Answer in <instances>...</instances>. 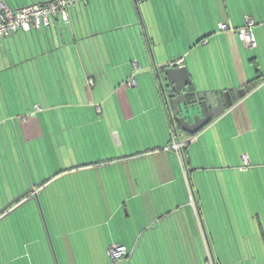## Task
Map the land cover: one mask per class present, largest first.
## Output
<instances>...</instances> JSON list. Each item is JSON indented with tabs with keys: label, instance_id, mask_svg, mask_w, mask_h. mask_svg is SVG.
<instances>
[{
	"label": "crops",
	"instance_id": "crops-1",
	"mask_svg": "<svg viewBox=\"0 0 264 264\" xmlns=\"http://www.w3.org/2000/svg\"><path fill=\"white\" fill-rule=\"evenodd\" d=\"M244 1L247 9L241 0H88L69 8L70 21L0 41V264H117L110 247L134 254L145 236L156 252L168 239L173 264L188 254L199 264L205 207L264 208V0ZM217 8L232 30L208 38L214 27L203 20L188 54L150 52L156 42L181 49V17ZM247 16L255 47L237 31ZM172 66L188 68L198 93L231 91L235 105L195 135L177 132L159 76ZM240 88L247 94L237 100ZM187 166L198 212L186 201ZM172 217L168 232H149ZM259 225L251 244L227 256L264 264Z\"/></svg>",
	"mask_w": 264,
	"mask_h": 264
},
{
	"label": "rangeland",
	"instance_id": "rangeland-1",
	"mask_svg": "<svg viewBox=\"0 0 264 264\" xmlns=\"http://www.w3.org/2000/svg\"><path fill=\"white\" fill-rule=\"evenodd\" d=\"M7 1V0H5ZM18 4L27 3L28 0H16ZM231 2V0H230ZM233 3V2H231ZM236 4V0H235ZM238 6H244L245 9H247V4L244 0H241L240 5ZM223 18V15L221 14L219 8L216 10H213L209 12L206 16L202 17L201 19L193 20L189 17H181L179 32H177V35L180 39L181 43V49H176V45H173L172 42L168 41L163 43L162 45L158 44L156 42V45H151L149 47L150 52H155L156 56L161 57L162 53L165 56L169 55L174 56L177 55V53L185 54L189 53V49H186L185 47L188 46L190 41L194 42V37L201 35L202 31H204L203 28H206L203 24V20H206V23L208 25H212L214 28L213 32L208 33L209 36H213L215 32H218V24L219 21H222L220 19ZM166 20V18H165ZM164 21V20H163ZM164 24V35L169 37L170 34L167 32V22H163ZM134 31V30H133ZM167 40V38H166ZM1 41V40H0ZM129 42V41H128ZM153 53V56L155 55ZM149 56V55H148ZM188 57V56H187ZM191 58V56L188 57V60ZM28 67V66H27ZM20 72H24L20 69ZM40 82V81H37ZM25 84V81H20V93H28L27 90V84L25 87H22ZM25 88V89H24ZM31 115L28 114V116ZM24 117V116H21ZM20 117V118H21ZM2 129H0V136ZM245 149H248L247 147ZM251 149V148H250ZM253 150V148H252ZM256 150V149H255ZM195 151V150H194ZM196 153V151H195ZM197 154H199L197 152ZM195 154V156L197 155ZM241 157V156H240ZM187 170L189 171V167H184V178L183 181L185 183V187L187 190V200L191 203V193L193 194L192 190H189L188 181L186 178ZM192 182L193 183V177L191 175ZM190 178V181H191ZM193 191L195 195L197 196V189L194 187V183L192 184ZM202 189V195L204 196V190ZM251 205V206H250ZM207 206V205H206ZM186 208H183L181 212H184ZM198 212V209L196 210ZM180 213V212H179ZM176 214L177 217L180 216V214ZM202 213V210H201ZM204 217L203 218L200 214L199 216V225L197 223L196 231H197V254L199 259V264H207V252H206V243H209L216 251L217 254H219L221 264H237L238 260H243L245 264H249V258L244 257H233V256H227L231 253H237L236 250L238 247H242L245 245L244 240H247L251 244L250 239H254L258 233H262V231L259 230V222H262V228L264 229V208L262 206L254 207L252 204L249 203L245 204L244 207H235V209H228L224 210L223 208L212 206V207H205L203 209ZM176 217V218H177ZM203 218V219H202ZM176 219L172 217L170 221H167V223H161L159 225L151 226L149 232H154L156 234H164L165 232H168L167 226L174 222ZM173 228V225L171 226ZM165 230V231H164ZM260 231V232H259ZM212 234V235H211ZM207 235V236H206ZM211 235V238H210ZM146 239H148L147 236H145ZM245 238V239H244ZM146 239L143 237V239L139 242L140 246L136 249V252L132 254V251H125V254L123 257L117 258L113 257L110 253L109 256L112 261L116 260L117 264H120L119 262H125V264H173L174 258L171 256H168V245L170 244L168 239L165 240H159L157 243L160 247V250L164 251L163 253L158 254L160 251H153L152 245L155 244V240H149L146 241ZM211 239V240H210ZM120 245V244H117ZM221 248H224V252L226 253V256H222ZM236 249V250H235ZM129 254V256H128ZM133 255L132 259L131 256ZM193 255L188 254V256L184 257H178L175 259V264H194ZM245 259V260H244ZM122 264V263H121Z\"/></svg>",
	"mask_w": 264,
	"mask_h": 264
},
{
	"label": "water",
	"instance_id": "water-1",
	"mask_svg": "<svg viewBox=\"0 0 264 264\" xmlns=\"http://www.w3.org/2000/svg\"><path fill=\"white\" fill-rule=\"evenodd\" d=\"M159 76L171 118L177 123V132L180 130L188 135H195L235 105L231 91H225L221 95L213 91L198 93L186 66L165 68ZM246 94V89L240 88L236 91L235 98L241 100Z\"/></svg>",
	"mask_w": 264,
	"mask_h": 264
},
{
	"label": "built area",
	"instance_id": "built-area-1",
	"mask_svg": "<svg viewBox=\"0 0 264 264\" xmlns=\"http://www.w3.org/2000/svg\"><path fill=\"white\" fill-rule=\"evenodd\" d=\"M83 2L87 4L88 0H47L38 3H32L25 6L12 8L5 0H0V40L9 38L14 33L18 31H32L41 30L47 28L51 25V20L56 17H60L65 21H70L69 8ZM220 30H232L231 26L227 23L220 22L218 24ZM254 25V20L252 17H246V23L243 27L239 28L237 31L243 40L249 47H255L256 41L252 33V26ZM91 80L89 84H92ZM136 84L135 80L128 82L129 86H134ZM173 139H175L174 132L172 133ZM183 143L174 141L172 147L179 149L183 146ZM242 159L245 164L249 163L248 154H244ZM189 190L191 193V203L197 210L196 195L193 191L192 186L189 184V177L186 175ZM207 246V264H216L215 257L212 255L209 248V243ZM126 247L123 245H113L110 247L108 253L113 257L120 258L125 254Z\"/></svg>",
	"mask_w": 264,
	"mask_h": 264
},
{
	"label": "trees",
	"instance_id": "trees-1",
	"mask_svg": "<svg viewBox=\"0 0 264 264\" xmlns=\"http://www.w3.org/2000/svg\"><path fill=\"white\" fill-rule=\"evenodd\" d=\"M80 4L83 3V2H79ZM88 3V2H87ZM85 4V3H84ZM189 184L192 186L191 184V181H190V177H189ZM196 201H197V196H196ZM123 257V256H122ZM215 263L218 264V261L217 259L215 258Z\"/></svg>",
	"mask_w": 264,
	"mask_h": 264
},
{
	"label": "flooded vegetation",
	"instance_id": "flooded-vegetation-1",
	"mask_svg": "<svg viewBox=\"0 0 264 264\" xmlns=\"http://www.w3.org/2000/svg\"><path fill=\"white\" fill-rule=\"evenodd\" d=\"M177 124V123H176Z\"/></svg>",
	"mask_w": 264,
	"mask_h": 264
}]
</instances>
